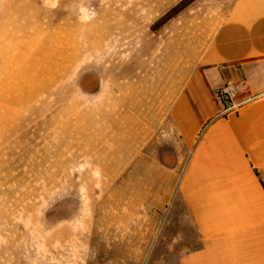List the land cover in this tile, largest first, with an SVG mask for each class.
Wrapping results in <instances>:
<instances>
[{
    "label": "rangeland",
    "instance_id": "rangeland-1",
    "mask_svg": "<svg viewBox=\"0 0 264 264\" xmlns=\"http://www.w3.org/2000/svg\"><path fill=\"white\" fill-rule=\"evenodd\" d=\"M184 1L0 0V264H178L169 107L231 0Z\"/></svg>",
    "mask_w": 264,
    "mask_h": 264
},
{
    "label": "crops",
    "instance_id": "crops-1",
    "mask_svg": "<svg viewBox=\"0 0 264 264\" xmlns=\"http://www.w3.org/2000/svg\"><path fill=\"white\" fill-rule=\"evenodd\" d=\"M169 51L148 89L164 111ZM228 84L240 106L222 116L231 104L213 96ZM169 116L188 155L169 200L178 264H264V0L230 1Z\"/></svg>",
    "mask_w": 264,
    "mask_h": 264
},
{
    "label": "built area",
    "instance_id": "built-area-1",
    "mask_svg": "<svg viewBox=\"0 0 264 264\" xmlns=\"http://www.w3.org/2000/svg\"><path fill=\"white\" fill-rule=\"evenodd\" d=\"M238 98V91L235 86L233 85H224L221 88H219L213 96V99L216 103H220L221 101L228 100L231 104V108L226 109L221 115H227L228 112L235 110L240 106V104L237 102Z\"/></svg>",
    "mask_w": 264,
    "mask_h": 264
},
{
    "label": "trees",
    "instance_id": "trees-1",
    "mask_svg": "<svg viewBox=\"0 0 264 264\" xmlns=\"http://www.w3.org/2000/svg\"><path fill=\"white\" fill-rule=\"evenodd\" d=\"M194 0H185L180 6L172 9L166 16H164L160 22L158 23L159 25H163L165 24L168 20H170L171 18H173L180 9L188 6L191 2H193ZM238 99V98H237Z\"/></svg>",
    "mask_w": 264,
    "mask_h": 264
},
{
    "label": "bare ground",
    "instance_id": "bare-ground-1",
    "mask_svg": "<svg viewBox=\"0 0 264 264\" xmlns=\"http://www.w3.org/2000/svg\"><path fill=\"white\" fill-rule=\"evenodd\" d=\"M82 3V2H81ZM96 4V3H95ZM84 6V5H83ZM78 8V7H77ZM76 9V8H75ZM75 9H74V11H75ZM79 11V10H78ZM80 12V11H79ZM72 14V13H71ZM80 14V13H79Z\"/></svg>",
    "mask_w": 264,
    "mask_h": 264
}]
</instances>
